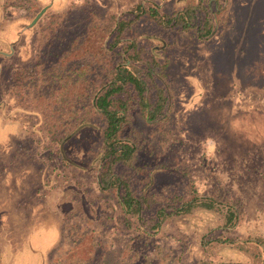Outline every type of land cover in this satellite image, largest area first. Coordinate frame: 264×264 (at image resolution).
Here are the masks:
<instances>
[{
  "label": "rangeland",
  "instance_id": "374dc122",
  "mask_svg": "<svg viewBox=\"0 0 264 264\" xmlns=\"http://www.w3.org/2000/svg\"><path fill=\"white\" fill-rule=\"evenodd\" d=\"M38 1L60 12L73 0ZM89 1L104 22H110L112 14L116 20L129 17L130 7L137 2L158 5L169 16L184 7H196L191 11L194 23L192 20L188 29L142 16L122 37L128 41L137 38L145 59L154 55L165 64H161L163 71L156 82L168 85L170 105L154 122H147L141 110L131 106L123 130L127 138L135 133L142 138L138 160L141 158L144 168L118 166L117 172L128 177L137 194L146 184L145 192L155 199L152 211L145 208L143 219L138 221L147 234L150 232L145 222L160 205L168 206V199L197 196L219 202V210L174 211L160 222L157 234L150 233L154 234L160 257L174 260L173 264H202L198 263V250L204 238L210 237L211 252L205 256L210 260L204 264L253 260L240 252L239 244L264 245V0H202L200 7L197 0ZM29 10H20L17 16H35L36 11ZM205 19L214 24L211 34L201 38L197 32L203 31L199 23ZM36 30V24L27 26L22 20H14L7 26L6 36L3 34L21 64L33 59ZM108 39L103 43L106 48ZM119 49L116 44L114 51ZM32 118L22 125L19 119L0 117V264L78 260V255L68 253L71 242L67 232L76 221L75 215H69L78 206L79 195L63 186L80 180L89 197L96 195L89 184L91 175L66 169L65 179L58 161L52 163L46 150L34 147L32 139L40 143L45 133H32L38 129L31 128V122L37 121ZM91 124L75 145L68 146L67 155L81 157L85 146H92L88 158L95 153L100 118L95 116ZM46 178L55 187L47 189ZM46 190L48 193L43 194ZM103 197L96 202L109 207L112 199ZM222 206L235 211L231 228L223 225L226 209ZM126 226L111 221L104 231L113 249L122 248L131 237L126 234L130 232ZM95 228L93 235H100L102 229Z\"/></svg>",
  "mask_w": 264,
  "mask_h": 264
},
{
  "label": "trees",
  "instance_id": "16d2710c",
  "mask_svg": "<svg viewBox=\"0 0 264 264\" xmlns=\"http://www.w3.org/2000/svg\"><path fill=\"white\" fill-rule=\"evenodd\" d=\"M197 2L196 6L200 7L202 0ZM28 8L31 13L36 11L35 16H17L20 10L27 11ZM192 10L196 11V7L187 6L169 16L158 5L137 2L130 7L129 17L116 20L112 14L110 22H104L89 0H73L60 12L38 0H0V117L19 119L22 125L28 118H37L35 123L31 122L32 129L38 127L32 133L41 131L45 135L40 143L32 139L34 147L41 146L46 150L52 163L58 161L61 176L65 179H68L66 169L91 175L89 184L96 193L95 198L89 197L82 181L76 179L63 186L79 195L78 206L69 215H75L76 221L67 232L71 242L68 253L72 257L78 255V260H63L60 264H173L174 260L160 257L153 236L157 234L160 222L174 211L180 214L190 213L194 208L219 210V202L214 198L173 197L167 200L168 206L160 205L148 217L145 227L154 234H147L138 221L143 219L145 208L152 211L150 207L155 199L145 192L146 184L137 194L128 177L117 172L118 166L135 170L144 168L141 158L138 160L142 138L137 133L127 138L123 130L131 106L138 107L147 122H154L170 105L168 85L156 82L165 64L154 55L145 59L137 38L128 41L122 37L142 16L166 26L188 29L194 23ZM14 20H22L27 26L37 25L34 55L29 64L16 60L12 45L5 39L6 28ZM207 21L204 20L202 28L204 35L211 34L214 24ZM107 36L106 48L103 43ZM116 44L120 49L114 51ZM95 116L100 118V136L95 153L88 158L92 146H85L82 147L83 156L67 155L68 146L75 145L82 132L91 127ZM52 167L55 169L56 165ZM45 181L47 189L55 187L49 178ZM48 191H43V194ZM103 195L112 199L109 207H100L96 202V199L102 200ZM166 207L170 208L168 213ZM222 207L226 209L222 214L223 225L231 228L236 218L235 211L231 206ZM111 221L125 223L130 231L126 234H131L120 249H113L104 235ZM95 226L102 229L100 235H93ZM209 227L211 229L212 226ZM209 241L211 238L205 237L200 245L198 263L210 260L205 257L211 252ZM244 243L239 244L243 255L254 257L253 260L261 259L262 251L258 252V246H246Z\"/></svg>",
  "mask_w": 264,
  "mask_h": 264
},
{
  "label": "crops",
  "instance_id": "0c3cea01",
  "mask_svg": "<svg viewBox=\"0 0 264 264\" xmlns=\"http://www.w3.org/2000/svg\"><path fill=\"white\" fill-rule=\"evenodd\" d=\"M6 39V38H5ZM264 245L262 243H260V245H258V252L264 250ZM238 260V259H236ZM219 261H222V260H219ZM227 264V263H225ZM228 264H264V260H247L246 262H237V261H228Z\"/></svg>",
  "mask_w": 264,
  "mask_h": 264
},
{
  "label": "flooded vegetation",
  "instance_id": "af4514ba",
  "mask_svg": "<svg viewBox=\"0 0 264 264\" xmlns=\"http://www.w3.org/2000/svg\"><path fill=\"white\" fill-rule=\"evenodd\" d=\"M199 24L202 25L201 28H199V30H200V29H202V28L204 27V21L200 22ZM202 32H203V31H202ZM202 32H201V30H200V32H197V34H198L199 36H201V38H206V37L208 36V34H205V35H204V33H202Z\"/></svg>",
  "mask_w": 264,
  "mask_h": 264
}]
</instances>
